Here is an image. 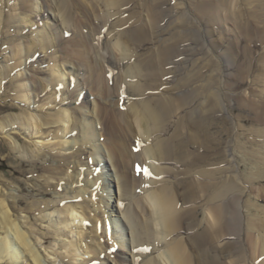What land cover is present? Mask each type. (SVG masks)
Masks as SVG:
<instances>
[{"label": "bare ground", "instance_id": "6f19581e", "mask_svg": "<svg viewBox=\"0 0 264 264\" xmlns=\"http://www.w3.org/2000/svg\"><path fill=\"white\" fill-rule=\"evenodd\" d=\"M5 1L6 0H0V3H4L5 5ZM41 1L43 11L46 13L49 12L52 15V20L48 19L47 21L49 27H47L46 30L43 27L39 29L37 34L34 35L33 40L27 41V37L24 39L21 36L14 39L11 35L13 29L18 30L20 34L26 28L21 25V23H25V19L23 17L19 19L20 16L28 18V23L33 25V27L36 26L35 23L41 24L46 18L45 15L40 17L36 14L34 18L31 14L28 15V13L32 12L33 5H31L30 0L23 1V4L19 5L18 8L21 11L19 16L11 15L7 22H4L3 25L0 24V42L5 41L6 38L7 43L15 41L20 42L22 39H24L25 42L27 41V51L23 50L21 42L15 46L14 57H18V59H22L25 55L30 57L31 51H33V57L34 54L39 51L38 48H40V52L43 53L45 57L40 56L41 58L38 59V62L43 61L42 64L45 65V68L38 71L35 75L33 91L41 95L43 100L40 99V101H47L45 104H41V106L56 103V107L65 105L64 99L60 100V102L52 99L61 93L60 88L62 85L64 86L67 84L64 78L65 75L61 74L59 71L60 60L62 68L65 71L67 70L69 72L68 75L73 77V82H77L78 79L84 81L89 92L94 96V100H89L87 92L86 94L83 92L84 88H79L75 83V86L73 89H70V92L73 95V103H78V106L71 107V112L66 109H61L56 113H50L45 117H41L42 120L44 119L49 124H63V133L70 131L71 125L75 124L76 121L73 130L76 132L78 130L80 131V134L77 132L80 138L72 140L69 149L74 151L72 152L76 157H80L84 154L85 156L88 155V162L84 164L90 169H93L92 173L95 172L96 166H100L103 170L100 175L98 174V179L100 177V180H104L105 186L103 187L102 183L101 192L103 189L104 191L102 193L100 192L101 200L99 208L102 215L106 216L104 221L100 220L98 222H102L103 228L100 227L101 224L99 228L98 224H96L95 231L97 232L103 229V234H100L102 238L106 237L108 233L111 234L113 241H116V245L118 246H114L116 247V251H114L115 253L113 254V252L107 250L105 243L102 241H100L99 246L97 243H94L92 240L93 237L89 240V236H87L89 232L86 234L82 233V239L86 248L85 255L91 257L90 255L93 254L92 259L88 258L85 264H264V206H261L263 203L260 205V201L264 200V186L259 188V198L255 200L249 199L244 205L245 209L241 204L243 197L241 194L242 187L238 182L237 175H232L225 180H218L217 178L215 181H200L199 183L191 181L188 183V186L177 181L175 184L176 187L174 188L173 186H169L167 182L158 183L154 187L152 186L150 192L145 196L146 203L141 202L138 198L135 199V203L142 206L140 208L145 213V223L139 216L137 209L132 208L129 210L130 207L124 206L125 200L127 199L125 191H128L131 183L125 171H123L124 174L122 173L121 163H126L127 168L132 162L134 164L138 159H141V156L158 159V161L161 162L166 158H173L178 161H185V159L190 160L188 157L190 153L187 152L186 146L188 143L187 136L191 134V126L198 128L203 134H192V140H201L198 141L201 148L199 151L200 160H198V163L204 161L205 165L216 166V168L204 166L205 168L200 171L203 177L209 178L210 174H213V172L222 174L224 171V168L218 167V165L221 164L220 162L215 164L206 163L211 159L210 155L215 145L212 140L214 136H211V126L218 123L219 125H221V123L228 125L225 126L222 133L224 131L228 133V141H233L232 134H234L236 129L234 121L231 119L232 117L230 118L226 115H224L225 117L222 116V112L226 113L224 109L225 105L221 102V97L224 94L223 89L217 86L218 82L222 83V81H219L217 77L214 78L211 74H206V83L200 85V87H203L204 91V100L202 99L203 101H201L203 104L202 107H200L199 110L197 109L198 111L192 112L190 116H185L183 113L184 115H181L175 125L171 123L173 114H175L177 110L189 109V107L185 105L189 102L184 103L183 101L185 99H181V96L178 98V96L175 97L170 94L162 97L146 96L144 100L137 99V97L149 94L148 92L157 89L159 83L163 82V85L169 86L171 81L165 76L170 75L171 71L166 72L167 65H172V63L177 67L182 65V67L178 69L175 67L172 68V71L177 75L188 67L187 64L193 57L199 54L196 53L195 46H190V43L183 45L182 49L176 51L175 54L173 49L175 50L174 47L176 46L172 43L174 41L171 40V43L168 44V41H166L161 49L158 48L157 53L155 51L152 52L148 59L147 57L143 58L142 54L137 53V49L136 51L132 50L134 49V45L138 44L137 46H139L142 42L148 41L150 27L156 29L158 27L157 23L163 21V19L171 18L170 16H172L182 21V17L184 18L188 12L182 11L180 1L172 0V8L173 10L175 9L174 11L177 10L176 16L172 8H170L171 15H164V13L162 14L157 10V3L161 0H143L144 4H147L146 8L148 9L149 23L146 24L143 22H131L133 18H128L129 14L126 17L121 15L123 13H129L130 6L134 5L135 0H96L97 4L106 12L105 22L103 21V23L100 24H96L93 20H90L80 0ZM237 1L238 0H214L213 2H205L202 5L198 15L200 19L203 20V25L206 26V32H204L206 34V40L204 39L205 43L200 51L204 50L205 60L208 61L209 64L212 63V58L209 59L208 56L210 48L216 52L214 54L221 61L218 63V66L223 68V74L221 73V75H224L227 78L226 80L231 84V91L234 93L232 97L236 100L237 106L248 113L246 117H249L256 125H259L258 128L252 129L251 131L247 129L246 133L249 132L247 143L240 146L238 145L239 143L237 144L236 140H234L233 143L235 147L234 151L237 149L241 152V164L243 163V165H245L246 181L254 185L258 183V181L259 183L264 181V129L260 128V125H264V89L262 88L260 92L261 99L259 101L246 97L244 93L242 94L241 90L247 84L249 77H253V81H255L257 85H261L264 82V51L259 55L257 53L261 49H264V0H243L242 3L244 6L238 5ZM78 11L81 12L80 14L82 16H78L79 18L77 20ZM51 12H55L54 15ZM1 15L2 5H0V16ZM220 19L226 23H230L236 34L232 42L228 41L227 50H224L223 53L221 52L222 54L218 53V50L221 48L219 47L220 37L218 39L210 38V40H208L207 37V34L210 36L213 35V37L215 36L214 29L219 28ZM131 23L135 24L131 25ZM106 25L109 26L110 35L113 36L114 39L105 44L106 50L108 49V54L112 52V49L117 50L120 53V58L123 59V61H127V64H124L125 69L122 63H120L122 67L119 69L123 68L127 71L128 76L121 73L120 79L130 87L132 85V89L136 92V94L133 93L132 95H135L134 97L137 100L130 98V108L127 107L124 111L115 110L110 100H100L97 96L100 94L98 92L96 94L95 91H114L118 89V95H124L122 90L125 84L123 85V82L119 80L120 83L117 84L116 87L111 88L110 82L107 87V81H110V78L108 79L106 77L103 81V85L100 86L99 67L91 66L90 78L88 79L82 73L84 70L83 66L78 63L79 61H88L91 63V61H99V59H102L103 56L94 59V54L97 50L96 44H98L99 41L98 37H101L103 34L102 30L104 27H107ZM3 26L6 27V32L1 29ZM86 27L90 29V33L85 32ZM163 31L166 30L163 29ZM68 34H73V36L69 37ZM188 40L191 39H186V41ZM223 41L225 40L223 39ZM56 43H58V46H55ZM65 43H67L66 46L61 48ZM162 44L163 43H161V45ZM53 47L58 49L52 52ZM69 47L72 48L73 51H69ZM193 49L194 51H192ZM57 54H61V56L58 57ZM105 57L109 59L111 55H109V57L105 55ZM177 57L180 58L181 61H178V59L174 61ZM133 59L135 62L132 65H128ZM215 60L219 62L218 59ZM206 61L205 64H207ZM50 62L52 66L47 69L46 66ZM105 69L106 71L108 70L107 68ZM187 69L185 71H187ZM48 70H51V74H49ZM230 71H232V73H230ZM40 76L44 77L41 78ZM194 76L195 75L188 72L185 77L193 79ZM2 83L3 80H0V87ZM187 86L189 85L187 84ZM200 87H195L193 93L195 94L196 90L198 91ZM213 87H215V89H213ZM251 92L253 93L254 90L252 89ZM48 93L51 96L53 95V97L50 96L44 99L45 95ZM254 94L257 95V91ZM227 95L228 94H225V99ZM102 96L104 97L105 95L102 94ZM23 97H25V95ZM31 105L27 106L30 107ZM184 105L186 106L185 108H183ZM120 115L123 116V119L120 118ZM37 116L30 114L29 117H24L25 127L29 129L35 127L36 133L41 130V127L38 125L39 121ZM240 117L242 122L249 120V118L245 116ZM88 119L90 121H88ZM120 121L121 124H119ZM89 122L92 123L94 127L91 139L94 137L97 139L96 142L100 141V143H94L91 146L84 142L85 137L81 132L83 128H86ZM132 123H135L134 128ZM46 124L47 123H44L43 125ZM99 127L100 129L97 131ZM136 127L139 129V133L144 135L143 137L149 138L148 140L153 139L152 143L146 144L144 149H141L142 151L140 152V149L137 151L135 147L133 148L130 144H128V149L124 150L118 138L125 139L123 136L128 134L131 138L133 129ZM219 128L222 130V127H218V129ZM165 129H168V137H159V133L161 134ZM181 134H183V136ZM184 134L186 135L184 136ZM105 135L107 139L106 142L103 143L101 141L105 140L102 139ZM215 139L218 141L217 137H215ZM229 148H231L230 144L225 145V149ZM229 152V156L231 157L229 161H231L233 165L237 156L235 153H231V149L228 150V153ZM218 153H221V147L218 149ZM212 154H214V152ZM97 155H99V157ZM107 167L110 168L107 169V172H115L116 178H110L112 176L108 174L104 178L107 173L105 168ZM159 169L157 167L149 169V174H153L154 171ZM160 170L161 172H165L162 169ZM136 181L137 180H135V182ZM111 182L114 184L115 182L118 183L120 191L123 192V197L121 196L119 201L113 196L112 191L108 189ZM70 192H72L70 189L57 191L55 192L56 201L54 204L50 202L43 206L44 208H41V204L35 207L36 209L41 208V210L45 211L46 209H53L54 207L57 208L58 206L64 205V213L68 214L72 220L69 225H76L75 228L79 229L82 227L80 223L87 217L85 215L83 217L79 209L81 207L86 211L87 207L85 208L83 204H74L72 200H74L75 196L70 194ZM200 194L202 198H204L203 207L205 212L207 211L206 213L209 217L207 216L204 221L205 225L202 224L201 233L186 236L185 240L178 238V236H176L178 229L183 228L185 225L190 229L192 227L190 220L192 216L195 217L197 211H195L194 208L185 212L181 209L179 210L176 196L181 195L184 201L191 202L194 200L197 201ZM1 196L2 189H0V264L4 262H10L8 264H20L21 260L26 264H46L40 252L36 249L35 243L31 240V236L24 229L23 225L20 224L19 218L15 217V211L17 212L16 206L19 201L17 199L13 201H11V199L7 200ZM32 208L33 207H31L30 210H32ZM89 216L90 218H86V220L90 226H94L95 228V221L93 222L91 215ZM121 221L126 225V230L130 236L128 240L124 238L125 233L123 230H120L122 227L119 222ZM113 225H115L116 232L119 233L118 236L114 234ZM61 232L63 231L58 230V233ZM222 238H224V240L227 238L228 241L225 240L226 242L222 247L216 249L218 250L217 255L212 257L210 252H212V246L215 244L214 242L220 241ZM147 242L152 243L150 246L154 251L160 248L158 256L145 259V256L139 253V249L144 248V244ZM156 242L158 243V247L154 244ZM69 244L70 245H66V250L70 252L72 247H76V241H74L73 244ZM77 244H79V242ZM97 250H100V252ZM69 254L70 256L73 255L72 252ZM161 259L165 262L162 263ZM224 259L226 260L224 261Z\"/></svg>", "mask_w": 264, "mask_h": 264}, {"label": "rangeland", "instance_id": "374dc122", "mask_svg": "<svg viewBox=\"0 0 264 264\" xmlns=\"http://www.w3.org/2000/svg\"><path fill=\"white\" fill-rule=\"evenodd\" d=\"M23 1H29V0H6L5 5L4 3H0V5H2V15L0 16V24L3 25L4 22H7L11 15L19 16L21 11L18 8L19 5L23 4ZM80 1L84 6L87 15L90 17V20H93L96 24L103 23V21L105 22L104 19L106 12H104L102 7H100L97 4L96 0H80ZM179 1L181 3L180 6L182 7V11L188 12V14L184 16V18L182 17V21L179 20V18L177 17L174 18L172 16H170L171 18L163 19V21L157 23L158 27L156 29H152V27H150L149 40L142 42L141 45L139 46H137L138 44L134 45V49L132 50L136 51L137 49L138 50L137 53L142 54L143 58L147 57L148 59V57H150L152 52L155 51L157 53L158 48L161 49L166 41H168V44L171 43V41H174L172 43H174V46H176L174 47L175 50L173 49L175 54L176 51L182 49L183 45H187L189 43L191 44L190 46L192 45L195 46V49L197 51L196 53L199 54L193 57V59L189 61L190 63L188 62L187 64L188 69L186 68L187 71H185L186 69H184V71L182 70L177 75L175 72L172 71L173 70L172 68L175 67L178 69L182 67V65H179L178 67L175 66L173 63L172 65L171 64L167 65L166 72L171 71L170 75L165 76L168 77L167 79H169V81H171L169 86L163 85V82L159 83L158 84L159 87H157V89L148 92L149 94L146 95L144 94L141 97H137V99L144 100L146 96L162 97L170 94L175 97L178 96V98L181 96L180 97L181 99L182 98L185 99L183 101L184 103L189 102L188 104H185L189 107V109L177 110L175 114H173V116L171 117V123L175 125L183 113L185 114V116L187 115L190 116L192 112L194 111L196 112L197 109L199 110V108L202 107L203 104L201 101L204 100L203 99L204 91H203V87H200V85L206 83L207 80L206 74H211L214 78L217 77L219 81H222V83L218 82L217 84V86L223 89V94H224L221 97V102L223 105H225L224 109L226 110V113L222 112V116L226 115L229 116L230 118L232 117L231 119L234 121L236 129L234 134H232L233 141H231L232 142L231 143L230 140L228 141L229 134L226 133L225 131L222 133L225 126L228 125H225L224 123H221V125H219L218 123V124H213L211 126L210 128L211 136H214L212 137V140L215 144V145L213 144L214 149L212 150L214 154H212L213 152L211 153L210 155L211 159L206 163L209 162V164H213V163L215 164L220 162L221 164H219L218 167L224 168V171L222 172V174H220L219 172L217 174L216 172H213V174H210L209 178L203 177L200 171L205 167L216 168V166H212V165L209 166L208 164L205 165L204 161H202V163L201 162L198 163V160H200L199 151L201 150L199 146L200 143L198 141L201 140L200 139L198 141L192 140L193 139L192 134L194 135L195 134L203 135V134L199 131L198 128H194L191 126H190L191 134L187 136L188 143L186 146L187 152L190 153V156H188L190 160L185 159V161H178L173 158L170 159L166 158L161 162L158 161V159L141 156L140 157L141 159H138V161L136 162L134 161L135 162L134 164L132 162L131 165L128 166L127 168H126V163L123 162L120 164L122 165L121 166L122 173L124 174L123 171H125V173L129 176L131 183V186L128 189V191H125V195L127 199L125 200L124 206H127L128 208L130 207L129 210H131L132 208L137 209V212L141 217V219H143L144 223L146 221L144 215L145 213L140 208L142 206H139L137 203H135V199L138 198L139 200H141V202L146 203L145 196H147L148 192H150L151 187L156 186V184L158 183L167 182L169 186H173L174 188L176 187L175 184L177 181L182 182L183 184H185V186H188V183L191 181L195 183H199L200 181H210V180L215 181L217 178L218 180L221 179L225 180L231 177L232 175L234 176L237 175L238 182L242 187L241 194L243 195V197L241 204L243 205V207L249 201V199L255 200L259 198V188L264 186V181L260 183L258 181V183L254 185H251L246 181L245 165H243V163L241 164L242 161L240 155L241 152H239L237 149L236 151H234L235 147L233 144L234 140H236L237 144L239 143L238 144L239 146L247 143L249 138V134H248L249 132L246 133L247 129H250L251 131L252 129L258 128L259 125H256V123L253 122V120L251 121L249 117H246L248 113H246L237 106L236 100L232 97L234 93L231 91L232 89L231 84L226 80L227 78L224 75L223 76L221 75L223 68L218 66V63H220L221 61L214 54L216 52H214V50L210 48V52L208 55L209 59L212 58V63H210L211 64L210 66L209 62L205 60L204 50L200 51L206 40V36H205L206 34L204 33L206 32V26L203 25L204 22L202 19H200L198 12L200 11L202 5L205 2H213L214 0H183V3L182 0ZM242 2L243 0H238L237 4L244 6ZM30 3L31 5H33V10L32 12L28 13V15L31 14L33 18L36 14H38L40 17H43L45 15L46 18L41 22V24L35 23L36 26L34 25L35 27H33V25L28 23V18L24 16H20L19 19H21L22 17L25 19V23H21V25L26 28L20 34L18 30L13 29L11 31V35L14 39L21 36L24 39H26L27 37L28 38L27 41L33 40L34 35L37 34L39 29L43 27L46 30V28L49 27V24L47 25V21L48 19L52 20V15L49 12L46 13L43 11L42 1L30 0ZM146 7L147 4L145 5L143 0H135L134 5L130 6V9L128 11L129 13L127 14L123 13L121 15L123 17H126L129 14L128 18L129 17L133 18L131 22H135V23L143 22L146 24L149 23L148 9ZM157 7H158L157 10L162 14L164 13V15H171L170 8L173 7L172 0H161L157 3ZM174 10L172 8L173 13L176 14L177 10L176 11ZM51 13H53L54 15L55 12H51ZM80 13H81L80 11L77 12V20L79 18L78 16L80 17L82 16ZM222 21L223 20L220 19L219 28L214 29L215 30L214 37L213 35L210 36L209 34H207L208 40H210V38L218 39L220 37L219 47L221 48L219 50L217 49L219 54L221 52L223 53L224 50L225 51L227 50L228 41L232 42V40L235 39V35H236L233 26L230 25V23H226ZM135 23H131V25ZM1 29H3L4 32L7 31L5 26H3ZM163 29H165L166 31H163ZM85 30H86L85 32L90 33V29H88V27H86ZM102 33L103 34L101 35V37L100 36L98 37L99 41L98 44H96L97 50L94 54V59L97 57L101 58L103 56L102 59H99V61H95V60L91 61V63L88 61H79L78 63L83 66L84 70L82 71V73L88 79L90 78L91 66L99 67L100 80H101L100 86L103 85V81L105 80L106 77L108 79L110 78V81L109 80L107 81V87L109 86V82L111 88L116 87V85L120 83L119 80L123 82V85L125 84L122 90V93H124V95L122 94L118 95V89L114 90L115 93L114 91H110V90L101 91V92L95 91L96 94L97 92L100 94L97 95L100 100H105V101L110 100L115 110L124 111L126 110L127 107L130 108V104H131L130 98L137 100L134 97L135 95H132L133 93L136 94V92L132 89V85L130 87L128 84H126L124 81L120 79L121 73H123V75L128 76L127 71L124 70L125 69L124 64H127V61H123V59L120 58V53L117 50H113L111 48L112 52L110 54H108V49L106 50L105 44L114 40L113 36L110 35L109 26L104 27ZM68 36L72 37L73 34H68ZM24 39H22L20 42L23 47V50L27 51L28 50V48L26 47L27 41L25 42ZM186 39H191V40L186 41ZM223 39L225 41H223ZM6 41L7 38L5 41L0 42V71H1L0 80H3L2 86L0 87V187H1L0 189H2L1 197L7 200L11 199V201H13L14 199H17L19 201L18 205L16 206L17 212L15 211V217L19 218L20 224L23 225L24 229L31 236V240L33 241V243H35L36 249L40 252L46 264H83V263L85 264V261L88 258L92 259L93 254L90 255L91 257L89 256L87 257L85 255L86 248L82 239V233L86 234L87 232H89V234H87V236H89V240L93 237L92 240L94 241V243H97L99 246H100L99 244L100 241H102L103 243H105L107 250H109V252H113L114 254L115 253L114 251H116V247H114L116 245V241L115 242L113 241L111 234L108 233L106 237L102 238L101 235L103 234L104 230L101 229L100 231L97 232L95 231L96 224H98V228L100 224H101L100 227L103 228L102 222L101 223L98 222L100 220L104 221L106 216V215H102L99 208L100 200H101L100 192H101L102 183H103V187H105L103 182L104 180H100V177L98 179V174L100 175L103 171L102 168L100 166L99 167L96 166L97 168L95 172L92 173L93 169H90L87 165L84 164L85 162H88V155L85 156L84 154L80 157L78 156L76 157L73 154L74 151L69 149L72 140L80 138L79 137L80 135H78L77 133L79 132L80 134V131L78 130L76 132L73 130L74 125H76V121L75 124L71 125L70 131L63 133L64 130L63 124H59V123L49 124L44 119L43 120L41 119L42 116L45 117L50 113L51 114L56 113L61 109H66L69 110V112H71L70 111L71 107L78 106V103L77 104L73 103L72 101L73 95L70 92V89H73L75 83L76 85L79 86V88L80 87L81 89L84 88L83 92H85V94L87 92V96H89V100H94L93 98L94 96H92V93L89 92V89L87 88L84 81L78 79L77 82L75 83L73 82V77L71 75H68L69 72L67 70L65 71L62 68V65H60L61 60L59 59L60 60L59 71L61 74L65 75L64 78L67 84L64 86L62 85L63 88L62 87L60 88L61 89L60 94L53 97V95L51 96L48 93L47 95H45L44 99H47L50 96L53 97L52 99L57 102H60V100L64 99L65 105L63 106L59 105V107H56L57 104L56 103V104L41 106V104H45L47 101L46 102L40 101V99H42L41 95H38L37 92L33 91L34 89L33 81L37 72L45 68L44 67L45 65L42 64L43 61L38 62V59L41 58L40 56L42 57L45 56L43 55V53L40 52V48H38L39 51L36 54H34L33 57H32L33 51H31L30 57H27L25 55V57H23L22 59H18V57H14V48L20 42L15 41L12 43H7ZM161 43L163 44L161 45ZM66 44L67 43L63 44L61 48L65 47ZM55 46H58V43H56ZM57 49L58 48L53 47L52 52H54ZM69 51H73V49L69 47ZM192 51H194V49ZM263 51L264 49L258 51L257 52L258 55ZM57 55L58 57L61 56V54H57ZM105 55L107 57L111 55V58L108 59L105 57ZM177 59L178 61H181L180 58L178 57L174 59V61H176ZM215 59H218L219 62H217V60ZM205 61L207 62V64H205ZM51 62L47 64L46 66L47 69L51 68L52 66ZM134 62L135 60L133 59L132 61L129 62L128 65H132ZM120 63H122L124 69L123 68L119 69L122 67ZM105 68H107L108 70L106 71ZM48 71L49 74H51V70ZM188 72L190 74L195 75L193 79L185 77L186 73ZM230 73H232V71H230ZM40 77L43 78L44 76H40ZM253 79H254L253 77H249L247 84L243 87L241 91L242 94L244 93L246 97L251 98L252 100L259 101L261 99L260 92L262 91V88L264 89V82L261 85L260 84L257 85V83L253 81ZM187 84L189 86H187ZM195 87L197 88L200 87V89L198 91L196 90V93L194 94L193 92ZM215 87H213V89H215ZM170 89H172L173 91ZM252 89L254 90L253 93L251 92ZM256 91H257V95L254 94ZM102 94H104L105 96L103 97ZM225 94H228L226 99L224 98ZM24 95L25 97H23ZM27 105H31V106L29 107ZM185 105L183 108L186 107ZM226 105L228 108L226 107ZM30 114H34L35 116L38 115L37 116L39 121L38 125L41 127V130L37 133L35 127H31V129L25 127L24 117L26 116L29 117ZM240 116L243 117L245 116L246 118H249V120L242 122ZM120 118L123 119V116L120 115ZM88 121L90 120L88 119ZM44 123L47 124L43 125ZM119 124H121V121ZM91 125L92 123L89 122L86 128H83V130H81L82 135L85 137L84 142H86V144L90 146L94 143H100V141L96 142L97 139L94 137L93 139H91L94 129L93 125L92 126ZM132 126L134 128L135 123H132ZM218 127H222V130L221 128L218 129ZM260 128L264 129V125L263 126L260 125ZM99 129L100 127L98 128L97 131H99ZM128 135L123 136L125 139L118 138L120 143H122L124 150L128 149V144H130L131 146H133V148L135 147L137 151L140 149L139 150L140 152L142 151L141 149H144L146 144H151L153 140V139L148 140L149 138L143 137L144 135L139 133V129L137 127L133 129V135H131V138ZM181 135L183 136V134ZM185 135L186 134H184V136ZM158 136L161 138L168 137V129L162 131L161 134L159 133ZM215 137H217L218 141H216ZM102 139L105 140L101 142L103 143L106 142L107 139L106 135L103 136ZM196 143L199 144L197 145ZM227 144H230L231 148L225 149V145ZM220 147H221V153L219 154L218 149H220ZM230 149H231V153L233 152L237 156L235 158L236 161L233 165L232 162L229 161L231 157L229 156L230 152L228 153V150ZM97 156L99 157V155ZM150 167H152L153 169L157 167L158 169L160 168L165 172H161V170L159 169L160 172L159 170H156L154 171L153 174H149V169H152ZM105 169L107 172V169L110 168L107 167ZM107 174L112 176L110 178H116L115 172L114 173H112V171L107 172L104 178L107 176ZM135 180L137 181L135 182ZM109 185L110 186L108 189L112 191L113 196L116 197L117 200L119 201V198L123 195V192L120 191L118 183L115 182L114 184L113 182H111ZM66 189H70V191H72L70 192V194L75 196L74 200H72L74 204H83L85 208L87 207V210L84 211L79 206L80 207L79 210L82 213L83 217L84 215L87 216L85 217V220L82 223H80L82 227L79 229L75 228L76 225H69V223H71L72 220L71 217L68 216V214L64 213L65 212L64 205L58 206L57 208L54 207L53 209H48V210L46 209L45 211L41 210V208H44L43 206H45L47 203L50 202H53V204L55 203L56 201L55 192L64 191ZM103 191L104 189L102 190V192ZM176 198H177L176 202L179 207V210L181 209L182 211L185 212L189 209L194 208V210L197 211L195 217L192 216L190 220L192 223L191 224L192 227L188 229L187 226L185 225L183 228L178 229V231L176 232V236H178V238L185 240L186 236H192L196 233H201L202 224H204V221L206 220L207 216L209 217V215H207L206 213L207 211L205 212V209L203 207L204 198H202V195L200 194V196L198 197L199 199L198 200L196 199L197 201L194 200L191 202L184 201L181 195L176 196ZM262 203L263 205H261ZM40 204H41V208L38 209H40L41 211L36 209L35 207V206H39ZM260 205L264 206V200L260 201ZM31 207H33L32 210H30ZM89 215H91L92 221L93 222L95 221V228L94 226H90L88 224V221L86 220V218L87 219L90 218ZM119 224L122 227L120 228V230H123V232L125 233L124 238L128 240L130 236L128 234V231L126 230V225H124L122 221L119 222ZM113 228L114 231L116 232L115 225H113ZM58 230H62L63 232L58 233ZM115 232L114 234L118 236L119 233L117 232L115 233ZM225 240L228 241L227 238ZM225 240L224 238H222L220 241L214 242L215 244L214 246H212L213 248L212 252H210L212 257H215L217 255L218 250L216 249H220L222 245L226 242ZM74 241H76V247H75L76 249L74 247L70 249L71 250L70 252L73 253V255L70 256L69 254L70 252L66 250V245H70L69 243L73 244ZM78 242L79 244H77ZM151 244L152 243L147 242L146 244H144L145 245L144 248L139 249V253L144 255L145 259L153 256H158V254L160 253L159 252L160 248L154 251L150 246ZM154 244L158 247L157 242ZM93 247L97 248L96 246ZM97 251L100 252V250ZM225 260L226 259H224V261ZM161 261L162 263L165 262L163 259H161ZM8 263L10 262H4L3 264H8ZM20 264H26V263L25 262L23 263V260H21Z\"/></svg>", "mask_w": 264, "mask_h": 264}]
</instances>
